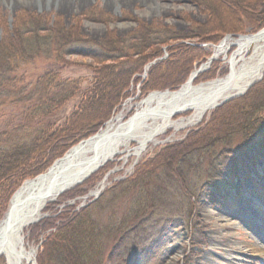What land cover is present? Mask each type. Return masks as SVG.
<instances>
[{"label": "rangeland", "instance_id": "obj_1", "mask_svg": "<svg viewBox=\"0 0 264 264\" xmlns=\"http://www.w3.org/2000/svg\"><path fill=\"white\" fill-rule=\"evenodd\" d=\"M70 2L60 7L51 0H0V41L2 46L16 42L4 40L9 39V32L16 26L24 22L28 26V22L40 20L48 22V26L56 24L74 29L76 35L87 40L88 47L97 44L95 48L103 53L111 47L137 46L139 51L132 58L140 59V71L124 78L127 86L118 104L93 134L120 112L129 117L136 103L149 92L178 89L196 66L208 61L213 46L225 37L235 39L264 27V0H148L121 5L105 0ZM250 29L253 31L249 32ZM29 44H33L32 39ZM175 45L197 48L200 57L193 61L196 54L188 52L170 65L165 61ZM42 49L45 52L41 55L10 63L14 65L13 78L11 81L4 78L6 92L1 94H7L0 98V148L27 144L39 136L44 126L53 131L66 116L73 114L85 92L100 77L99 72L101 80L106 79L102 65L111 64L115 57L103 63L96 62L89 54L69 51L64 54L60 46L46 44ZM234 49L231 45L225 55L214 59L210 68L199 74L196 83L225 77L229 71L227 59ZM122 61L127 60L122 58ZM151 62L145 72V66ZM125 67L128 66L122 65L114 71L123 72ZM261 79L255 80L251 87ZM58 81L61 84L57 85ZM149 83L175 87L151 88ZM68 91L76 93L61 104L63 93ZM245 94L229 97L228 102L215 106L194 126L177 132L167 130L160 136V142L150 144L138 160L117 156L81 185L48 203L44 216L24 232L26 244L36 249L37 264H61L58 259L62 256L50 250L48 239L60 225V217L71 212L87 214L81 228L86 222L93 227V234L89 235L96 245V260H100L96 264H236L238 260L231 257L234 255L242 257L241 263L264 264V258L249 250V244L257 241L264 246V173L259 175L252 166H247V172L253 176L243 183L234 178L236 190H227L228 203L217 208L212 206L211 191L206 184L215 179L216 173L227 177L229 171H237L245 160L255 157L253 153L260 144L264 145V121L258 120L257 131L253 126L257 119L242 123L244 115H238L235 109L230 111ZM56 103L61 106L53 109ZM223 105L226 112L217 115L224 111ZM94 109L81 114L91 115ZM261 113L264 114V109ZM227 128L235 132L224 134ZM198 132L202 134L199 144L204 149L188 151L196 145L194 142H199L194 141L198 138L193 134ZM75 144L43 171L24 179L14 192L24 181L45 173ZM104 178L102 191L96 197L86 196ZM217 181L218 178L213 188L220 191L221 183ZM218 214L223 216L214 231V241L210 247L207 242L203 247L201 238L205 241L204 233L213 227L212 218Z\"/></svg>", "mask_w": 264, "mask_h": 264}, {"label": "bare ground", "instance_id": "obj_2", "mask_svg": "<svg viewBox=\"0 0 264 264\" xmlns=\"http://www.w3.org/2000/svg\"><path fill=\"white\" fill-rule=\"evenodd\" d=\"M51 1H57L60 7H64L66 2L82 4L87 0ZM105 1L121 5L148 0ZM15 30L10 32L9 39L4 41H15L18 38ZM254 30L256 33L253 31L246 35H239L235 39L225 37L218 45L213 46L208 61L196 66L187 81L178 89L149 92L136 103L129 117L125 118L122 112L111 117L96 133L83 137L85 139H79L81 140H78L79 142L76 141V144L56 160L45 173L24 181L12 195L6 212L0 219V261L3 264H37L36 249L26 244L24 232L44 216L43 211L48 203L56 201L61 194L81 185L91 174L99 171L117 156L123 158L131 156L138 160L150 144L160 142V136L167 130L172 129L177 132L194 126L217 104L228 102L229 97L236 98L245 94L251 88L250 83L264 73V27ZM231 45H234L235 49L227 59L229 71L225 77L196 83L199 80V74L208 66L210 68L209 64L214 59L221 54L225 55ZM151 64L153 63L147 65L151 66ZM146 66L145 72L150 67ZM199 68L203 70L199 72ZM64 122L65 120L61 125ZM105 182L104 178L99 186L86 196L96 197L104 188ZM227 201H229V195L222 203L226 205ZM222 216L221 214L213 216V227L206 235L204 233L205 241L203 237L201 238L200 243H205L203 247L206 242L208 247L212 245L214 231L216 226L220 225ZM220 230H218L219 233ZM249 246V250L264 258L262 244L257 241ZM209 253L211 254V251ZM231 257L238 260L236 264H245L241 263L240 255Z\"/></svg>", "mask_w": 264, "mask_h": 264}, {"label": "trees", "instance_id": "obj_3", "mask_svg": "<svg viewBox=\"0 0 264 264\" xmlns=\"http://www.w3.org/2000/svg\"><path fill=\"white\" fill-rule=\"evenodd\" d=\"M47 23L48 22L44 23L39 20V22L35 23L28 22V26H26L24 22L20 27L16 26L14 28H18L15 30V32L18 33V38L15 40L16 42H11L9 45L2 46L0 41V98L7 94H1V92H6L2 84L4 78L7 77V81H11L13 78L14 65L10 64L11 61L13 62L14 60L15 62L17 60L30 59L34 56L41 55L45 52L42 46L46 44H49V46L54 45V48L58 46L62 47L60 51L66 52L64 54H67L68 51V53L89 54L87 56H92L96 62L105 63L110 58H113L112 56L115 57L112 59L113 62L111 64L102 65V68L105 70L104 74L106 79H102L104 80L102 81V74L100 72L98 73L100 77L94 80L93 85L83 95L81 103L73 111V114L71 113L64 119L65 122L62 125L56 126L53 131H49V127L44 126L39 130V136L27 144L24 143L9 148H0V214L4 210L10 195L24 179L43 171L49 163L61 156L69 146L94 132L95 128L106 119V115L118 104L119 98L122 95L121 92H123L127 86V82H125L124 78L132 73L139 72L141 67V62H139L140 59L132 58L135 56V53L139 51L137 46L129 47V49L111 47L108 48L109 50L107 52L103 53L95 48L97 44H93L92 46L89 45L88 47V45L85 44L87 40L79 34L76 35L74 29L71 30L70 28H65L64 26L62 27L56 24L48 26ZM177 38L174 37L173 39ZM30 39L33 41L32 45L29 44ZM195 49L183 45H175L171 48V54L167 59L168 61L166 60L165 62L173 65L174 61L175 63L178 62L182 54L185 56L188 52L196 54L195 58H190L194 61L197 59V56L200 57L198 55L199 49ZM122 58L127 61H122ZM118 59L121 60L118 61ZM189 62L191 64V61ZM118 64L121 65L118 66ZM122 65H127L128 67H125L123 72L114 71V69H120L119 67ZM99 68L97 70H99ZM120 79L123 81L121 82ZM38 81L41 82L42 78ZM59 84L61 83L58 81L57 85ZM149 85L151 88L175 87L173 84L159 86L149 83ZM60 86L63 89V86ZM75 93L76 91L63 93L60 103L63 104ZM237 101L238 103L233 105L230 111L235 109L236 112L238 111V115L243 114L245 118H243L242 123H248V120H252L253 122L257 119L255 121L256 125L253 124V126H256L255 130L258 131V120L262 119L264 121V114L262 115L261 113L264 109V74L262 79L254 84L243 97L238 98ZM232 102L233 101L229 102V104ZM60 103H56L53 109L60 108ZM225 106L223 105V110ZM93 108L95 109L91 115L81 114L85 112L86 109ZM220 112L221 113H217V115H223L226 111ZM74 115L76 116L74 117ZM220 126L222 127L221 129H224L222 125ZM216 130L220 131L218 129ZM230 130L232 129L227 128L226 131L224 130V134L228 135L229 133L235 132L234 130ZM208 132L210 133V131ZM193 134L198 138L194 141L199 142H194L196 145L192 142L193 146L188 151H193V149L202 151L204 149L203 144H199L202 142V134L200 135L199 132ZM253 154L255 156L254 158L251 159L249 157L248 160H245L242 167L237 169V171H229L227 177L222 174H215L216 177L213 178H218L217 182L221 183L220 191L217 189L214 190L213 188V186L216 185L215 179L210 183H206L207 189L211 191L210 196L212 198L210 200L212 201V206L226 199L227 190L231 188L236 190L235 185H233L234 178L242 182L245 178L253 176L252 173L247 172V166H252L258 174L264 170V145L262 146V144H260L259 149L257 148ZM256 164L260 167H256ZM214 171H216V168ZM86 216L87 214L85 212H71L68 215L60 217V225H58L55 229L56 231L52 233L53 236L48 239L51 245L50 250L62 256L58 259L61 264H96V262H100V260H96L97 252L96 249L94 250L96 245L94 246L90 240L91 235L89 234H93V227L89 222H86V226L81 228ZM182 216L185 217L184 214H182ZM117 233H119V231ZM55 260H57V258Z\"/></svg>", "mask_w": 264, "mask_h": 264}, {"label": "water", "instance_id": "obj_4", "mask_svg": "<svg viewBox=\"0 0 264 264\" xmlns=\"http://www.w3.org/2000/svg\"><path fill=\"white\" fill-rule=\"evenodd\" d=\"M149 66H150V65H147L146 67L148 68ZM198 70H199V72H201V70H203V69L199 68ZM260 78H261V76H260ZM260 78H259V79H260ZM252 83H253V82H252ZM252 83H250V84H252ZM228 100H229V99H228ZM219 104H220V103H219ZM219 104H217L216 106H218Z\"/></svg>", "mask_w": 264, "mask_h": 264}]
</instances>
